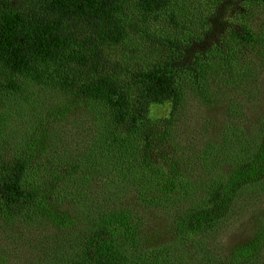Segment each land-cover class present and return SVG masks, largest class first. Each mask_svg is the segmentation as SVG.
<instances>
[{
	"label": "trees",
	"instance_id": "trees-1",
	"mask_svg": "<svg viewBox=\"0 0 264 264\" xmlns=\"http://www.w3.org/2000/svg\"><path fill=\"white\" fill-rule=\"evenodd\" d=\"M186 1L0 0L1 98L35 89L68 106L93 109L92 124L105 128L111 143H137L135 169L157 173L155 197L176 195L189 187L172 144L186 80L211 79L221 89L223 78H237L253 90L258 82L253 73L264 67V0H190L192 15H177L174 3ZM167 23L172 30L159 32L163 50L151 64L133 67L115 54L121 44L136 36L151 38ZM40 126L29 138L16 139L22 130L0 126V227L8 234L46 229L39 238L41 255L39 248L38 260L29 264H131L123 250L136 244L133 225L139 223L126 210L92 227V220L73 215L68 202L85 164L49 150ZM248 138L217 159L215 184L203 188L195 206L176 222L180 234L207 236L226 220L238 196L264 191V121L245 148ZM46 155L54 156L49 164L41 162ZM75 225L81 229L73 230ZM261 241L259 235L235 246L222 264H256ZM5 260L0 254V264Z\"/></svg>",
	"mask_w": 264,
	"mask_h": 264
},
{
	"label": "rangeland",
	"instance_id": "rangeland-1",
	"mask_svg": "<svg viewBox=\"0 0 264 264\" xmlns=\"http://www.w3.org/2000/svg\"><path fill=\"white\" fill-rule=\"evenodd\" d=\"M188 1L187 5L174 3L177 15H192L193 2ZM165 29L169 33L172 30L167 23L151 38L136 36L117 47L115 54H123L133 67L149 65L163 50L159 32ZM253 79L258 80L253 90L237 78H223L221 89L215 82L216 90L211 79L207 84L186 80L188 89L172 144L187 169L185 183L189 187L163 201L155 197L157 173L135 169L137 143H111L105 128L99 130L92 124L93 109L68 106L55 94L35 89L24 95H6V99L0 95V126L7 131L22 130L13 136L16 139L19 135L29 138L31 131L40 132L42 123L46 133L42 141L49 150L67 153V160L76 157L85 164L75 176V193L68 206L75 209L73 215L84 218L82 221L92 220L91 227L105 222L110 214L126 210L134 218L132 222L139 223L138 228L133 225L136 244H130L129 251L123 250L129 261L133 259L131 264H222L235 246L259 235L262 241L256 264H264V191L260 189H254L246 199L238 196L226 220L205 237H187L176 225L195 206L202 189L215 184L217 159L229 156L242 137H249L245 146L248 148L264 121V67L253 73ZM154 112L161 109L154 108ZM53 157L46 155L41 162L49 164ZM80 229L75 225L73 230ZM45 234L41 226L10 234L0 227V254L6 257L3 264L38 260V249L40 257L43 248L39 238ZM72 248L75 252L76 248Z\"/></svg>",
	"mask_w": 264,
	"mask_h": 264
}]
</instances>
